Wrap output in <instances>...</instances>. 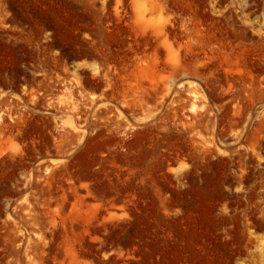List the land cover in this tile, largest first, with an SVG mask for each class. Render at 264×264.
<instances>
[{"label": "rangeland", "instance_id": "rangeland-1", "mask_svg": "<svg viewBox=\"0 0 264 264\" xmlns=\"http://www.w3.org/2000/svg\"><path fill=\"white\" fill-rule=\"evenodd\" d=\"M0 264H264V0H0Z\"/></svg>", "mask_w": 264, "mask_h": 264}]
</instances>
